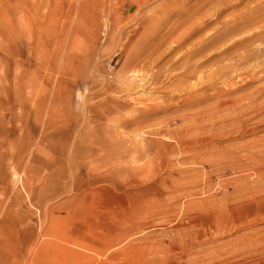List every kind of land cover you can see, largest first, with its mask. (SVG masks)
<instances>
[{
    "label": "rangeland",
    "instance_id": "1",
    "mask_svg": "<svg viewBox=\"0 0 264 264\" xmlns=\"http://www.w3.org/2000/svg\"><path fill=\"white\" fill-rule=\"evenodd\" d=\"M263 4L0 0V264H264V179L251 170L264 162V124L223 134L219 97L204 83L229 56L210 41L260 15ZM255 30L264 32V19L238 33ZM181 32L188 35L176 41ZM257 58L248 64L264 53ZM129 68L152 79L143 89H124ZM263 84L261 76L243 90ZM195 91L204 97L182 101ZM145 103L165 110L124 121ZM137 125L149 148L185 135L205 140L166 151L151 174L118 173L120 141L136 143L130 129ZM144 159L139 166L146 167ZM152 161L159 163L155 155ZM205 197L228 205L218 236L182 227L186 210Z\"/></svg>",
    "mask_w": 264,
    "mask_h": 264
},
{
    "label": "bare ground",
    "instance_id": "2",
    "mask_svg": "<svg viewBox=\"0 0 264 264\" xmlns=\"http://www.w3.org/2000/svg\"><path fill=\"white\" fill-rule=\"evenodd\" d=\"M263 6H264V4H263ZM263 12H261L260 15L259 14L254 15L252 13L253 16L251 15V17H249L248 19L246 18L245 20H238V21L236 20L237 22H235L232 27H229L228 29H226L224 33L219 35L217 38L211 40L209 43L210 45H214V44L216 45V44L220 43L219 46L221 45L220 47L223 46V48L220 49L218 51V53L217 52L216 53L218 55H222V56H223V54L229 55L225 62L221 61L219 64L216 63L217 66L214 69H212V71L210 70L211 72L209 73V75H207V77H208L207 81L204 80L205 81L204 83L206 84L205 90H209V91H211L210 93L213 96L219 97V99L216 100V110H218L217 111V113H218L217 117L219 119V125H220V123L222 124L221 128L224 129L223 134H225V135L226 134L227 135L233 134L235 132L240 133L244 129H246V132H247L248 131L247 129H252V128L258 126L260 123L264 124V117L257 118L261 113L264 112V84L262 86L253 87L250 90L248 88L249 91H246V92H244V90H243L246 87H249L251 85V83H253L254 80L261 78V76L264 77V60L263 59H262V61H259V62L254 61V64H251V63L248 64V62L251 59H253V60L258 59L257 57L259 55H261L262 53H264V41H263L264 32H262L261 30H255L253 32L247 31V32H239L238 33L241 25L250 24L252 22L264 19V13ZM186 35H188L187 32H184V33L181 32V34L176 36L177 38L175 40L177 41V39H179V41H180ZM165 49H167V48H165ZM234 53H236V54H234ZM154 56H155V54H154ZM159 56H161V55H159ZM148 74L149 73L147 71L146 72L142 71L139 68L138 69L137 68L136 69L129 68L124 73V80H125V82L123 84L124 89L133 91V89H135V88L141 87L144 84L146 85L147 82L150 79H152V76H151L152 74H150L149 76H148ZM155 80H154V82H155ZM217 81H218V83H219V81L223 82V85L217 86ZM145 85L143 87H145ZM143 87H141V88L143 89ZM153 87H155V86H153ZM241 90H243L244 93H242ZM201 91H203V90H201ZM239 91H240V93L236 95V93ZM204 92H206V91H204ZM201 93L196 92L191 96L190 99L185 98L182 101H187V100L188 101H191V100L192 101H198L199 99L204 97ZM220 96H222L221 99H220ZM129 99H131V98H129ZM132 100L133 99H131V101ZM143 106H145V108L136 112L137 114H133V112H132V114H130L129 117L125 118L124 121L125 122H128V121L131 122L134 119H136L137 117H147L148 115L155 113L157 111L165 110L163 107H158L157 105H146V103H145V105H143ZM198 114H197V116H199ZM201 115H202V113H201ZM191 116H193V115H191ZM194 116L196 117V114ZM212 117L213 116H211V118H209V119H212ZM113 118H110V120H112ZM122 118H123V116H122ZM206 118H203V121H205L204 119H206ZM193 119H191V121ZM200 119L202 120V118H200ZM215 119H216V117H215ZM218 119L216 121L217 124H218ZM214 120H213V122H214ZM115 121H117V120H115ZM124 121H121V122H124ZM216 122H214V123H216ZM192 123H194V122H192ZM196 124H197V121H196ZM190 126H192V125H190ZM145 127H147V126H145ZM150 128H151V126H150ZM215 128H216V126H215ZM143 129L144 128L140 125H137V126L133 127V129H130L132 131V135L134 136V141L137 140V142L135 141L136 143H133V142L129 143L130 141H128L126 143V140L120 141V145H119L120 150L115 155L118 156L120 160L124 161V165H122V164L120 166L118 165L119 167H117V169H116V171L118 173H122V174L123 173H135V174L144 173V175L149 174V173L151 174L154 167L160 168L164 165L163 158L165 157L164 155H165L166 151H168L169 153H177V152H180L181 150H183L188 145L192 144L194 141L195 142H202L203 140H205L202 137H197V135H196V137H193L191 139H187V135H185V136H182L181 138L177 139L175 142H172V143H162V142L158 141L159 144H155V141H154V143L150 145V146H152V148H149V145L144 144L141 140V137H142L143 133L145 132ZM151 129H153V128H151ZM188 130H189V128H188ZM214 130H216V129H214ZM218 130H220V129H217V131ZM198 131H199V129H198ZM158 132L160 133V130ZM210 135H214L213 132ZM216 135H215V137H216ZM2 137H3V133L0 130V173L2 174V175L0 174L2 176L1 179L3 178L4 172H5L4 163H3L4 152H5L4 149L5 148H4V143H3ZM210 138H208V141H210L209 140ZM157 140H158V138H157ZM188 141H189V143H188ZM248 154H250V153H248ZM153 155H155L158 158L159 163L156 164L157 166H154V162L152 161ZM256 155H257V151H256ZM262 156H263V154H262ZM196 157H198V156H196ZM141 158L147 159V161H146V159H144V161L147 162L146 167L139 166L138 163L140 162ZM210 163L212 165V162H210ZM126 164H132V166L129 169H126ZM263 164H264V162L262 163V165L256 164V165H253L251 167V170L253 171L252 173L257 176L256 178L264 179V165ZM178 168H180V167H178ZM178 170H174V174L175 175L176 174L182 175V172H180V170L179 171ZM162 171H163V169H162ZM181 171H184V170L181 169ZM167 172H169V171H167ZM170 175H169V177H170ZM180 176H178V178L177 177H175V178L179 179ZM173 178H174V176H173ZM208 178L210 179V177H208ZM256 178H254V179H256ZM186 179H187V177H186ZM206 179H207V177H206ZM205 182L206 181L204 180V183ZM262 182H263V180H262ZM262 186H263V184H262ZM239 187H241V185ZM246 188L247 187H245V189ZM242 189H244V188L242 187ZM234 191H236V192H234ZM234 191H233L234 194L237 193V190H234ZM239 191L240 190H238V192ZM232 196H235V195H232ZM232 196H230V197H232ZM236 196H238V193L236 194ZM261 196H263V193L259 194L257 196L255 195L254 198L256 200H261V199H263V198H261ZM238 197L240 198V196H238ZM213 199L211 201H207L206 197L203 199H199L203 203L200 204L201 201H200V203L198 202L199 205H201L198 209L190 208L191 213L187 212L188 210H186V212H185L186 214L185 213L184 214L187 216L186 217L187 225L182 226V227H184V231L195 234V235L202 234L205 231L206 232L209 231V233H211L213 235L215 234V236H218L219 234L224 232V230H225V229H223L224 225H225L224 220L227 219L226 218L227 215L224 216V212L229 213V211L227 209L228 205H226L225 203L224 204L213 203ZM226 199H228V198H226ZM221 200H224V198ZM225 201H223V202H225ZM192 203H195V202L193 201ZM191 204L189 207H191ZM197 206L198 205L196 204V207ZM234 208L235 207H233L232 209H234ZM230 212H232V210ZM229 215H231V214H229ZM229 217L231 218V216H229ZM180 229H181V227H180ZM192 239H193V241H195V238H193V236H192ZM192 239H190V241ZM176 246H178V243ZM175 249H177V248H175ZM179 249H181V248H179Z\"/></svg>",
    "mask_w": 264,
    "mask_h": 264
}]
</instances>
